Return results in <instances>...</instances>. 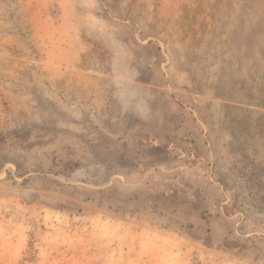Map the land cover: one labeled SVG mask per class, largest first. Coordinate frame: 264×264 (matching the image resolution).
Segmentation results:
<instances>
[{
	"label": "rangeland",
	"instance_id": "rangeland-1",
	"mask_svg": "<svg viewBox=\"0 0 264 264\" xmlns=\"http://www.w3.org/2000/svg\"><path fill=\"white\" fill-rule=\"evenodd\" d=\"M160 5L0 0V264H264V101L250 125L240 115L237 126L191 128L198 137L185 141L210 159L209 180L158 176L144 172L169 165L165 149L120 136L86 74L110 58L86 28L96 12L135 20L145 42L172 27L190 54L217 43L262 69L264 0H178L166 22ZM71 30L83 40L77 61L49 60Z\"/></svg>",
	"mask_w": 264,
	"mask_h": 264
},
{
	"label": "crops",
	"instance_id": "crops-1",
	"mask_svg": "<svg viewBox=\"0 0 264 264\" xmlns=\"http://www.w3.org/2000/svg\"><path fill=\"white\" fill-rule=\"evenodd\" d=\"M176 2L178 0H161L158 8L161 13H157V17L169 21ZM165 8L168 12H164ZM91 17L93 21L86 28L104 46L110 58L102 73H86L89 82L103 89L104 104L113 111V120L121 127L120 136L134 143L145 141L143 147L147 150L152 147L146 142L155 143V147L165 149L164 154L169 159L167 167L157 166L156 170L145 162L150 171L144 173L152 171L158 176L189 173V176L194 174L198 179L209 180L213 164L203 153L193 151V144L187 143L185 138L198 137V134H190L194 126H237L240 115L245 116L250 125L257 103L264 101V67L257 68L250 56L241 60L233 50L224 54L220 46L215 48L217 43L211 47L201 43L199 54H190L185 37L182 39L172 27L169 33L155 34V40L148 38L145 42L135 20L103 18L98 12ZM66 19L63 15L61 23L65 26L68 25ZM108 41L111 45L106 44ZM115 44H120L122 50L115 49ZM51 47L46 53L49 60L63 58V62L70 65L77 61L83 40L73 30L65 31ZM117 53H124L121 66L116 65L113 57ZM138 61L146 73L131 71L130 65Z\"/></svg>",
	"mask_w": 264,
	"mask_h": 264
}]
</instances>
